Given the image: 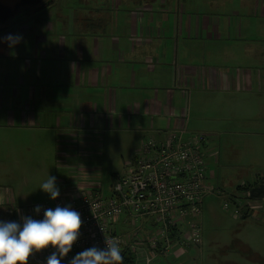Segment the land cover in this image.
<instances>
[{
    "label": "crops",
    "instance_id": "obj_1",
    "mask_svg": "<svg viewBox=\"0 0 264 264\" xmlns=\"http://www.w3.org/2000/svg\"><path fill=\"white\" fill-rule=\"evenodd\" d=\"M71 3L77 6L60 16V22H52L59 17L54 11L48 19L39 15L0 33V38L23 37L0 50V151L5 154L9 135L24 139L17 154L31 163L43 200L53 201L40 189L42 179L55 176L60 196L52 203H70L86 193L111 197L115 182L147 142L163 145L172 134L192 142L204 135L207 144L201 145V153L212 194L202 209L211 197L222 195L224 205L234 206L230 202L240 196L237 188L248 183L230 191L224 183L213 187L208 180L220 183L219 177L207 162L214 158L217 164L219 159L213 138L220 133L216 113L225 121L245 122L240 118L243 96L255 86L264 93V0H64L66 7ZM253 58L256 63L249 62ZM192 96L198 104L192 112L202 120L192 124L186 118L185 124ZM233 97L240 102L236 111ZM202 104L212 111H200ZM260 136L263 144L264 134ZM219 144L227 156L222 139ZM42 155L49 157L48 167L41 166ZM108 178L109 195L104 191ZM12 193L16 191L0 190V220L33 217L28 209L17 208L25 195L10 197ZM232 213L243 223L258 215L264 220V209ZM201 215L186 219L177 233L184 239L190 223H198L202 244L181 247L176 239L154 264H216V257L201 263L203 211ZM148 221L123 216L114 226L127 244L137 247L139 261L149 254L151 239L158 238L156 225Z\"/></svg>",
    "mask_w": 264,
    "mask_h": 264
},
{
    "label": "built area",
    "instance_id": "obj_2",
    "mask_svg": "<svg viewBox=\"0 0 264 264\" xmlns=\"http://www.w3.org/2000/svg\"><path fill=\"white\" fill-rule=\"evenodd\" d=\"M185 116V124H186ZM207 144L206 136L199 135L192 142H184L174 134L163 145L149 141L143 146L140 157L119 177L112 188V196L86 193L80 200L65 203L64 200L43 205L42 209L54 208L56 205H71L81 213L84 221L80 237L63 264L77 252L92 245L103 247V240H116L121 247V254L132 260L131 264H154L155 257L166 250L177 239L181 247L202 244L201 228L198 223H190V232L186 238L178 239L177 230L186 219L198 218L202 207L212 190L206 185L208 168L201 153V145ZM99 193V192H98ZM249 206L257 210L258 205L264 209V200ZM240 199H235L236 214L241 216ZM230 204L225 205L229 209ZM28 211L36 219L43 218V212L37 215L34 209ZM123 216L134 221L149 220L156 225L158 238L151 239L149 254L138 260L136 246L127 244L125 238L114 230L115 223ZM148 221V222H149ZM147 223V222H146ZM145 227V226H144ZM147 235L153 234L148 223ZM136 238V237H135ZM134 238V241H136ZM52 249L35 254V264H43L41 258ZM136 254V257H135ZM123 263V262H122Z\"/></svg>",
    "mask_w": 264,
    "mask_h": 264
},
{
    "label": "rangeland",
    "instance_id": "obj_3",
    "mask_svg": "<svg viewBox=\"0 0 264 264\" xmlns=\"http://www.w3.org/2000/svg\"><path fill=\"white\" fill-rule=\"evenodd\" d=\"M56 1V5L49 10L51 11L50 13L47 10L41 14H47L43 18L48 19L52 16V12L56 11L55 17L57 15L59 17H56V20L53 19L54 17L51 18L52 22H60V16L67 15L70 7L74 8L77 6L75 3H71L66 7L64 0ZM45 7L48 8V5L40 8L43 9ZM55 8L56 10H54ZM33 12H30V10L21 11L16 20L20 23L28 19H37L38 13ZM0 43V50L3 53V48H6L9 44L4 41ZM249 62L256 63V59H249ZM261 63H264V61ZM258 90L259 86H255L252 91L243 96L240 118L242 120L246 119L245 122L225 121L222 115L218 118V114L216 113L218 121L215 128H218L220 133L219 136L213 138L217 140L219 153L217 151L215 153L217 158L219 156L220 163L219 159L217 164L213 163V161H216L214 158H211L207 162L211 165L210 170L214 171L219 177L220 183L217 180H208L213 187L224 183L223 185L227 186L226 188L230 191L235 189L237 184L242 181L254 184L264 179V142L263 144L260 142L262 138L260 135L264 134V93L259 94ZM239 104L240 102L236 101L235 97H233L231 107L234 111H236V106ZM188 105V123L193 124L195 121H201L202 118L197 113L192 112L193 109H197L198 107L197 102L196 104L194 102L193 96ZM202 109L212 111L211 107L204 106L203 104L200 106V111ZM236 117V115L233 116L234 119ZM206 125L208 124L201 123L202 127ZM229 131H235V133H225ZM221 139L224 142L227 156L223 155L224 150L219 147ZM23 140L12 138L9 135L8 142H6L8 146L5 154L0 151V190L4 192L7 189L9 191H16V194H19L18 198L21 195H25V199H22L24 203L22 204L19 201L17 208L34 209L37 205L52 204L54 200L44 201L42 198L43 193L36 189L37 182L32 178L31 163L26 158L22 162V155L17 154V148H19ZM7 152L8 154L6 155ZM40 160L41 166L48 167L49 157L47 155L40 156ZM54 160L55 158L52 155V164ZM32 167H38V165L34 164ZM49 168L52 169L51 166ZM44 177V174H42V178ZM42 182H44L43 179ZM109 183L108 178L105 183V187L107 188L104 189L107 195L111 191L110 187H108ZM237 193L240 196L235 197L230 203H235V199H240L242 202V215L244 208L245 210H254L251 208L254 201L248 198V193L241 194L238 191ZM16 194L12 193L9 196L15 197ZM224 197V195L221 198L211 197L209 203H206V206H204L202 227L205 232V239L203 238L205 254L201 263L214 261L217 258L216 264H264V220L259 221L258 218H261L259 215L252 217L251 221L247 223H243L242 218L238 220L234 219L231 213L234 212L235 208L233 205H230V209L227 210L224 205L226 202ZM249 202H251L250 206ZM255 206H257V210L254 211H262L259 204ZM10 207L7 206L5 208L10 209ZM210 243L211 245H209Z\"/></svg>",
    "mask_w": 264,
    "mask_h": 264
},
{
    "label": "clouds",
    "instance_id": "obj_4",
    "mask_svg": "<svg viewBox=\"0 0 264 264\" xmlns=\"http://www.w3.org/2000/svg\"><path fill=\"white\" fill-rule=\"evenodd\" d=\"M19 34H9L0 40L14 47L22 41ZM40 189L52 200L60 196L57 178L49 176L41 183ZM42 219L32 216H21L20 221L0 220V264H29L37 253L52 249L45 257L44 264H62V261L72 251L80 237L83 226L81 213L71 205L42 209L34 207ZM121 247L116 240H103V247L92 245L75 253L67 264H122Z\"/></svg>",
    "mask_w": 264,
    "mask_h": 264
},
{
    "label": "trees",
    "instance_id": "obj_5",
    "mask_svg": "<svg viewBox=\"0 0 264 264\" xmlns=\"http://www.w3.org/2000/svg\"><path fill=\"white\" fill-rule=\"evenodd\" d=\"M55 1H52L48 4H46L45 6L48 5V8H43L41 9L40 7H28V8H24L22 9V11L24 10H30V12H36L38 13V15H41L43 13H45L47 10L49 11L51 8L54 7V4ZM33 12V13H34ZM27 13V11H26ZM32 15V14H31ZM17 18V17H16ZM15 19L13 20H10L7 22V24L5 25H2L0 26V33L2 31H4L3 33H7V32H10L11 29L13 28V26H15L16 24L19 23V21H17ZM237 191L241 194H244V193H248L249 194V199L250 200H261V199H264V179H261L260 181H257L255 182L254 184H244V185H240L238 188H237ZM13 220L17 221L15 217H12ZM132 260L126 256H124V259H123V263L122 264H131ZM31 263H34V260L33 258L30 259L29 261V264Z\"/></svg>",
    "mask_w": 264,
    "mask_h": 264
},
{
    "label": "water",
    "instance_id": "obj_6",
    "mask_svg": "<svg viewBox=\"0 0 264 264\" xmlns=\"http://www.w3.org/2000/svg\"><path fill=\"white\" fill-rule=\"evenodd\" d=\"M44 1L45 0H0V22L4 23L15 19L24 8L44 7V5H46L43 3ZM50 2H47V4Z\"/></svg>",
    "mask_w": 264,
    "mask_h": 264
},
{
    "label": "flooded vegetation",
    "instance_id": "obj_7",
    "mask_svg": "<svg viewBox=\"0 0 264 264\" xmlns=\"http://www.w3.org/2000/svg\"><path fill=\"white\" fill-rule=\"evenodd\" d=\"M50 1H53V0H45L43 3H44V4H47V2H50ZM7 22H8V21H7ZM7 22H4V23H1V22H0V26L7 24ZM2 27H3V26H2Z\"/></svg>",
    "mask_w": 264,
    "mask_h": 264
}]
</instances>
